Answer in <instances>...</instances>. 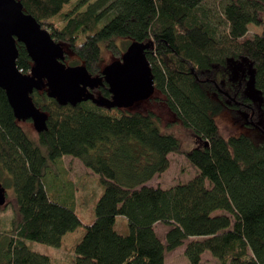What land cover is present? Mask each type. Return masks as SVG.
<instances>
[{"label":"trees","instance_id":"16d2710c","mask_svg":"<svg viewBox=\"0 0 264 264\" xmlns=\"http://www.w3.org/2000/svg\"><path fill=\"white\" fill-rule=\"evenodd\" d=\"M21 1L67 44L66 63L85 64L95 76L102 75L104 44L120 54L118 40L124 51L134 40L153 42L147 57L162 95L155 98L200 139L186 152L199 172L171 187L150 184L168 170L171 153L183 152L152 109L92 100L62 105L47 89L35 90L49 118L48 129L34 137L0 87V175L6 173L2 183L13 187L17 202L10 227L0 224V264H60L33 244L60 247L83 225L46 187L45 177L65 156L80 159L104 186L95 219L66 264H171L166 252L182 245L189 264H200L206 251L222 264H264V135L226 136L218 121L227 112L264 134V33H249L251 23L264 22V0ZM18 48V66L30 73L33 60L24 43ZM241 58L253 67L260 101L248 91L247 72L232 76L231 61ZM94 92L112 96L106 82ZM122 216L127 233L117 229ZM158 222L169 226L166 241Z\"/></svg>","mask_w":264,"mask_h":264},{"label":"water","instance_id":"95a60500","mask_svg":"<svg viewBox=\"0 0 264 264\" xmlns=\"http://www.w3.org/2000/svg\"><path fill=\"white\" fill-rule=\"evenodd\" d=\"M25 44L32 60L30 73L18 66V43ZM153 42L132 41L122 57L93 75L85 64L66 63L67 48L31 13L21 0H0V87L8 96L20 121L32 120L37 132L48 129L47 112L39 108L32 94L47 89L62 105L92 100L106 108H131L156 92L155 78L147 51ZM109 84L111 97L95 89ZM7 204V188L0 182V207Z\"/></svg>","mask_w":264,"mask_h":264},{"label":"rangeland","instance_id":"374dc122","mask_svg":"<svg viewBox=\"0 0 264 264\" xmlns=\"http://www.w3.org/2000/svg\"><path fill=\"white\" fill-rule=\"evenodd\" d=\"M94 1V0H93ZM73 2H76L74 0ZM211 4L219 5L218 0H210ZM70 5H66L67 9ZM82 9H86L84 6ZM64 25V23H62ZM249 33L262 34L264 33V22L261 25L251 23L249 25ZM67 49L68 46L62 43ZM119 48L121 53H117L116 50L110 49L105 44L103 45V67L118 60L122 57L123 43L122 40H118ZM123 50V51H122ZM73 56V55H72ZM232 76L237 79L241 77L245 72L250 76L248 91L253 97L260 101L261 97L255 90L253 85V67L251 63L245 58L231 61ZM155 97H162L161 93L156 91L153 98L147 100L138 101L132 106L131 110H154L156 111L162 120V129L166 132L175 134L181 139L183 144V152L171 153V165L167 171L161 175L154 177L152 184L161 185L162 187H171L178 183H185L191 180L198 174V168L191 163L188 159L186 152L193 150L200 144V139L197 137L193 129L185 126L183 122L177 117L167 106L164 100L157 99ZM220 127L226 136L231 134H239L240 132H248L257 136H262L258 128H251L245 124L244 121H237L229 113L221 114L218 117ZM261 123L264 127V118L261 119ZM24 127L34 137L37 136V130L35 129L34 123L31 120L22 121ZM66 166V168L64 167ZM87 167L78 158L72 156H65L64 160H61L59 166H55V174H48L45 177L46 187L54 198L72 206L77 213L86 222L89 221L95 214L96 203L104 191V186L100 181L99 175L88 170ZM7 179L6 173L0 175V181L5 182ZM17 202L14 194L13 187H7V204L0 207V224L1 228L7 229L10 227L11 219L16 215ZM119 221L117 229L123 231V226ZM168 225L160 223L158 225L159 235L166 241V234L164 230ZM72 240H68V244L63 249L55 251V247L37 243L33 244L34 249H39L43 253L55 254L56 258H61L62 255H69L72 253ZM167 261L172 264H189V258L186 254V246L182 245L174 250L167 251ZM65 264V263H64ZM200 264H222L219 258L214 256L210 251H206L203 254L202 261Z\"/></svg>","mask_w":264,"mask_h":264},{"label":"crops","instance_id":"0c3cea01","mask_svg":"<svg viewBox=\"0 0 264 264\" xmlns=\"http://www.w3.org/2000/svg\"><path fill=\"white\" fill-rule=\"evenodd\" d=\"M75 158V157H74ZM76 159V158H75ZM86 167V166H85ZM86 169V172H88V170L89 171H91L90 169H88V168H85ZM92 172V171H91ZM153 181V180H152ZM152 181L150 182V184H152ZM82 218V217H81ZM94 219H95V214H94V216L91 218L90 217V219H89V221H84L83 219H82V221H83V225L82 226H80V227H78L75 231H72V232H68L67 234H65L64 235V237H63V240H62V244H61V246L60 247H55V251H58L59 249H63L64 247H65V245H67L68 244V240H72V248H73V251H72V253L71 254H69V255H67V253H66V255H62V256H60L61 258H56V256H55V254H49V255H51L53 258H55L56 260H57V262H59L60 264H66L67 262H69L70 260H71V258H72V256L74 255V253H75V248H76V246H77V244L81 241V239L83 238V236H84V234H85V232H86V228H85V226L87 225V224H90V223H92L93 221H94ZM119 221H121L120 222V224H121V226H123V231H121L122 233H127L128 232V225H127V220H126V218L124 217V216H122V217H119L118 218V223H119ZM161 222H158V223H156V230H157V232H158V234H159V231H158V225L160 224ZM162 224H164V223H162ZM166 225V224H165ZM168 229H169V227H166L165 228V230H164V233L163 234H166L167 233V231H168ZM160 236V235H159ZM161 237V236H160ZM162 238V237H161ZM162 240H163V238H162ZM164 241V240H163ZM36 250H38V251H40V252H43V251H41V250H39V249H36ZM46 254H48V253H46ZM166 260H167V252H166ZM168 262V261H167ZM169 263H171V262H169ZM172 264V263H171Z\"/></svg>","mask_w":264,"mask_h":264}]
</instances>
